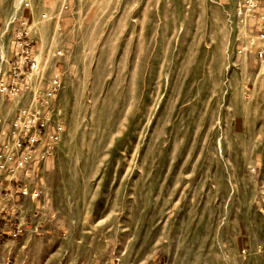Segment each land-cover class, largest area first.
<instances>
[{
  "label": "rangeland",
  "instance_id": "374dc122",
  "mask_svg": "<svg viewBox=\"0 0 264 264\" xmlns=\"http://www.w3.org/2000/svg\"><path fill=\"white\" fill-rule=\"evenodd\" d=\"M243 1L0 0V70L21 18L41 63L0 96V139L54 72L65 125L52 158L0 176V264H264V62L243 51Z\"/></svg>",
  "mask_w": 264,
  "mask_h": 264
},
{
  "label": "built area",
  "instance_id": "2783aa9c",
  "mask_svg": "<svg viewBox=\"0 0 264 264\" xmlns=\"http://www.w3.org/2000/svg\"><path fill=\"white\" fill-rule=\"evenodd\" d=\"M24 6L29 8L30 4L26 2ZM67 8L65 3L62 10ZM237 14L246 19L253 30L243 51L255 52L256 60L263 63L264 45L258 46L257 43L264 42V0H244ZM14 37L16 56L9 63L7 74L0 70V96L9 100L19 98L30 87L32 76L41 68L28 19L19 20ZM62 55L61 51L58 52V56ZM61 87L60 73H52L48 88L37 92L31 104L20 107L10 120L9 140L0 139V176L12 182L32 163L54 156L65 132L64 122L54 114L55 100ZM0 125H6L2 118ZM26 230L27 226L18 224L11 228L9 234L12 238H19Z\"/></svg>",
  "mask_w": 264,
  "mask_h": 264
},
{
  "label": "crops",
  "instance_id": "0c3cea01",
  "mask_svg": "<svg viewBox=\"0 0 264 264\" xmlns=\"http://www.w3.org/2000/svg\"><path fill=\"white\" fill-rule=\"evenodd\" d=\"M56 0H47V4H49V6H52L53 3H55ZM58 9L57 7H54V11ZM65 10L62 11V13H64ZM66 13V12H65ZM33 22H34V19H33Z\"/></svg>",
  "mask_w": 264,
  "mask_h": 264
}]
</instances>
